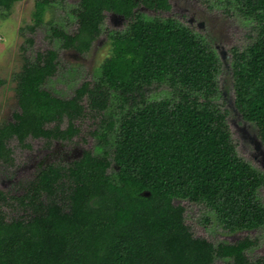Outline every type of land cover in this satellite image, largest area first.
I'll use <instances>...</instances> for the list:
<instances>
[{
	"label": "trees",
	"instance_id": "trees-1",
	"mask_svg": "<svg viewBox=\"0 0 264 264\" xmlns=\"http://www.w3.org/2000/svg\"><path fill=\"white\" fill-rule=\"evenodd\" d=\"M16 1L0 0V9ZM51 1H35L31 30ZM222 1L254 30L250 43L230 49L229 67L234 109L264 144V0ZM139 5L171 8L169 0H78L76 31L52 28L62 48L84 53L106 11L128 19L123 30L106 31L110 53L95 80L68 98L47 87L58 69L56 50L25 57L15 77L18 108L0 126L1 160L12 139L70 141L86 110L99 118L90 132L94 148L45 164L21 195L0 189V264H264V256L247 257L255 244L248 237L215 245L194 236L184 207L174 203L203 204L230 232L263 227L264 172L236 152L228 110L217 101L222 63L215 48L179 20L147 16ZM153 85L168 95L150 99L145 89ZM3 204L27 215L6 220Z\"/></svg>",
	"mask_w": 264,
	"mask_h": 264
},
{
	"label": "rangeland",
	"instance_id": "rangeland-1",
	"mask_svg": "<svg viewBox=\"0 0 264 264\" xmlns=\"http://www.w3.org/2000/svg\"><path fill=\"white\" fill-rule=\"evenodd\" d=\"M35 1L19 0L9 10L0 9V126L11 120L12 113L18 108L15 77L25 57L33 61L37 51L56 50L58 69L48 81L47 87L54 94L68 98L84 81L92 83L95 80L100 63L110 53L106 31L123 30L128 24V19L123 16L106 11L101 34L88 51L79 53L62 48L58 39L52 35L53 27L63 28L69 33L76 31L77 22L72 9L78 0H52L45 7L42 22L31 30ZM169 2V10H155L143 5L136 9L147 16L173 17L200 34L215 48L222 63L217 77L222 98L217 101L228 110L227 120L236 152L253 167L264 172V144L257 137L254 126L243 120L234 109L229 67L230 49H241L252 41V25L222 0ZM145 93L150 99H159L167 96L168 90L164 85H153L147 87ZM98 118V114L86 110V115L75 122L79 133L70 141L54 140L47 144L43 138L28 137L24 145H21L12 139L9 142L11 152L8 158L6 161L0 159V189L10 195H21L28 182L45 164L53 161L68 162L79 157L83 150L94 148L95 138L90 132L95 128ZM258 197L264 204V186L259 189ZM174 203L184 207L185 222L194 236L206 238L215 245L233 243L248 237L255 244L246 251L247 257L256 260L264 256V226L230 232L218 223L213 212L203 204L179 199H175ZM1 209L6 220L27 215L25 210L16 206L3 204ZM212 264L233 263L228 258H215Z\"/></svg>",
	"mask_w": 264,
	"mask_h": 264
}]
</instances>
